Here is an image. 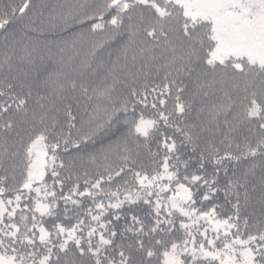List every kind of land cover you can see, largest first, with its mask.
<instances>
[{"label": "snow or ice", "instance_id": "1", "mask_svg": "<svg viewBox=\"0 0 264 264\" xmlns=\"http://www.w3.org/2000/svg\"><path fill=\"white\" fill-rule=\"evenodd\" d=\"M0 264H264V0H0Z\"/></svg>", "mask_w": 264, "mask_h": 264}, {"label": "trees", "instance_id": "2", "mask_svg": "<svg viewBox=\"0 0 264 264\" xmlns=\"http://www.w3.org/2000/svg\"><path fill=\"white\" fill-rule=\"evenodd\" d=\"M9 2V0H4V3L7 4ZM74 29H71L69 30V32L67 33L68 36H71V33ZM63 34V33H62ZM113 59H115V57H113ZM49 64V71L50 72H54V71H57L58 68H59V65L57 64V61L56 60H50L48 62ZM193 82H194V77H193ZM240 87H243V82H241L240 84ZM229 88H231V85H229ZM218 95H222V93H218Z\"/></svg>", "mask_w": 264, "mask_h": 264}]
</instances>
